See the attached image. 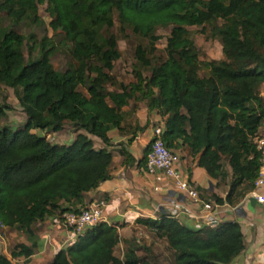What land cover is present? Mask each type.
I'll return each mask as SVG.
<instances>
[{"label":"trees","instance_id":"trees-1","mask_svg":"<svg viewBox=\"0 0 264 264\" xmlns=\"http://www.w3.org/2000/svg\"><path fill=\"white\" fill-rule=\"evenodd\" d=\"M45 3L54 33L72 43L73 61L65 70L51 61L52 39L28 38L16 29L23 21L37 22ZM114 12L123 29L149 40L148 48L137 47V54L150 73L138 69L134 82L109 90L106 82L118 84L111 71L121 54L117 38L105 39L99 27H113ZM209 23L223 58L203 62L188 27ZM167 27V58L154 64L148 54L161 39L157 31ZM26 40L32 42L28 60ZM0 82L15 91L27 117L16 129L2 126L9 106L0 103L4 226L33 237L34 224L53 211L85 207V195L111 177L109 132L122 127L126 106L141 102L166 117L167 147L181 142L213 179L230 180L226 201L236 205L254 189L261 167L256 138L264 128V0H0ZM67 122L78 131L71 143L47 138ZM93 136L105 146L98 148ZM138 222L167 243L171 264H231L245 248L236 221L197 225L164 214ZM119 241L117 228L101 222L60 250L53 264H162L141 242L123 258L116 256ZM35 244H18L13 258L28 259ZM142 248L147 255H140ZM0 264L15 263L0 254Z\"/></svg>","mask_w":264,"mask_h":264},{"label":"crops","instance_id":"crops-1","mask_svg":"<svg viewBox=\"0 0 264 264\" xmlns=\"http://www.w3.org/2000/svg\"><path fill=\"white\" fill-rule=\"evenodd\" d=\"M124 111L122 127L109 132L111 143L108 149L113 153L111 177L85 195V204L102 199L106 202L104 222L118 230L120 241L115 247V255L120 258L137 244L136 240L149 237L147 227L139 223L138 219H159L168 214L176 202L192 209L194 217L189 218L192 224L202 225L196 216L204 213L201 204L180 190L174 179L157 181L146 170L153 125L166 120V117L157 111H150L142 102L136 107L126 106ZM263 130L264 128L261 131ZM92 138L96 146L97 143L100 148L105 146L101 139L95 136ZM73 140L63 144H69ZM173 150L180 155L177 168L181 175L198 189L202 200L217 206L216 212L220 220L236 221L241 225L245 248L231 264H264V202H259L250 191L238 204H229L226 201L230 190L229 179H213L199 166L198 157H192L181 142ZM258 192L264 194V187ZM62 214L60 210H55L44 220L35 223L33 237L16 228L0 229V254L6 255L15 264H53L59 251L77 240L65 226ZM143 240L146 242V239ZM21 243H36L34 254L28 259L12 256L15 247Z\"/></svg>","mask_w":264,"mask_h":264},{"label":"rangeland","instance_id":"rangeland-1","mask_svg":"<svg viewBox=\"0 0 264 264\" xmlns=\"http://www.w3.org/2000/svg\"><path fill=\"white\" fill-rule=\"evenodd\" d=\"M39 20L32 23L30 20L23 21L16 27V29L24 34L26 37H31L32 35L37 40H42L44 37L52 39L55 43V50L51 55V61L54 64V67L58 70H65L69 63H72V43H64L62 37L59 33H54L53 29L50 26L52 17L48 11L47 3L39 6L38 10ZM5 23H9V18L6 13H2ZM114 21L113 27H108L106 24H103L99 27V31L102 33L105 39H109L114 35L118 41V51L121 54L120 58L114 61V69L111 71V74L114 76L115 81L118 83L115 86L106 84L107 89L114 90L118 89L119 83L130 84L136 80V71L138 69L142 70L145 75H149V70L144 69L140 62L138 61L137 47L143 45L146 48L149 46V40L141 38L135 35L131 29H123V26L120 23L118 13L114 12L112 14ZM189 28V35L194 40L199 53L200 59L203 62L220 60L223 58L222 53V44L219 38L212 35L214 24L209 23L205 26H192ZM204 29V30H203ZM157 34L161 36V39L156 42V50L153 53L148 54L154 64L159 63L162 60L167 58V41L171 34V27L160 28L157 31ZM32 45L31 41L26 40L24 45V54L26 59L30 58V46ZM34 56H38V50L34 52ZM207 71L202 70L201 75L205 76ZM0 103L6 104L9 106L7 114L4 119L1 121L2 126H10L14 129L23 125L26 122V114L23 111L19 100L15 94V91L6 86L4 83L0 82ZM35 132V130L33 131ZM261 131L260 133H263ZM78 131L75 130L74 126L67 122L63 130L59 132H51L46 134L47 138L58 144H63L67 141L73 140ZM97 147L98 143H97ZM147 234V232H146ZM144 239L147 240L145 243L144 240L138 241L142 247L145 249H150V253L155 255L157 259L162 264H171L173 260V254L169 250L167 243L164 240H159L155 238L154 235L149 233V237ZM142 248L140 255H147L148 251Z\"/></svg>","mask_w":264,"mask_h":264},{"label":"built area","instance_id":"built-area-1","mask_svg":"<svg viewBox=\"0 0 264 264\" xmlns=\"http://www.w3.org/2000/svg\"><path fill=\"white\" fill-rule=\"evenodd\" d=\"M165 124L166 121L162 120L153 125V139L150 150L146 156V170L148 173L152 174L157 181L174 179L180 190L184 191L190 199L201 204L204 213L200 216H196V218L201 221V224L215 226L221 221L216 212L217 206L212 202L202 200L198 189L189 179H185L179 172L177 166L180 162V155L166 145L163 137ZM256 145L262 154L261 167L254 183V189L251 193L259 202H264V194L258 192L259 189L264 187V132L258 134ZM105 207L106 202L103 199L90 202L85 207L81 208L79 212H64L62 214L63 222L65 226L72 231L74 236H83L86 231L104 222ZM168 215L177 219L179 222H183L184 218L194 217L193 211L189 206L178 202L172 205ZM5 227L7 226L0 223V229Z\"/></svg>","mask_w":264,"mask_h":264}]
</instances>
